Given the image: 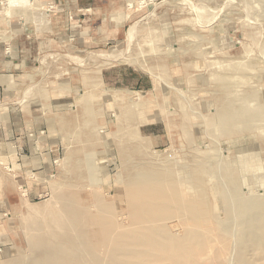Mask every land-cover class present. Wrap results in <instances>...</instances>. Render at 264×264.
<instances>
[{
	"label": "rangeland",
	"instance_id": "rangeland-1",
	"mask_svg": "<svg viewBox=\"0 0 264 264\" xmlns=\"http://www.w3.org/2000/svg\"><path fill=\"white\" fill-rule=\"evenodd\" d=\"M0 2V41L31 13L59 5ZM112 18L124 27L99 30L109 42L102 50L40 62L53 90L32 87L23 105L49 106L12 110L5 102L21 98L0 92V120L47 118L56 151L47 170L24 177L0 149V264L38 258L31 229L51 214L29 211L56 214L61 194L92 216L101 204L130 226V206L159 190L164 204L138 223L142 247L109 257L98 242L97 262L84 264H264V0H128ZM69 31L70 42L91 36ZM114 72L118 83L106 82ZM48 134L28 136L37 143ZM28 186L44 190L32 196Z\"/></svg>",
	"mask_w": 264,
	"mask_h": 264
},
{
	"label": "crops",
	"instance_id": "crops-1",
	"mask_svg": "<svg viewBox=\"0 0 264 264\" xmlns=\"http://www.w3.org/2000/svg\"><path fill=\"white\" fill-rule=\"evenodd\" d=\"M53 1L59 3L56 10L50 14L31 13L29 20L15 23L5 40L0 41V92L6 96L14 94L15 98L19 97L22 100V95L32 87L43 88L45 92L51 94L53 82L47 79L40 62L49 60L55 55H62L61 53L70 49H76L72 51L78 54L100 51L109 42H103L99 30L103 34L104 29L117 32L124 27L114 24L112 17L124 10L128 0ZM70 15L75 16L73 22L69 19ZM74 27L85 33L91 32V36H80L70 42L65 35H68L69 30ZM115 76V72L110 73V76L105 74L104 80L114 82L111 77ZM117 83L118 80L114 82ZM47 94L49 96V93ZM5 103V106L12 110L33 108L34 105L31 103L30 106H24L23 100ZM35 105L41 109L43 106H49L47 100L45 103L40 101ZM50 107L54 109L53 104ZM43 129L49 133L45 138L38 136L37 143L29 138L30 132ZM53 130L49 128V120L47 118L41 120L40 115H32L28 118L24 114L21 116L17 114L8 116V120H0V147L2 146L0 149L4 152L6 162L15 165L18 168L17 172L24 177L32 167L41 169L44 165L47 170L51 165V157L56 153L55 149L49 146L48 141ZM45 140L47 142H44ZM31 187L28 186V193L32 196L41 194L44 190L42 187Z\"/></svg>",
	"mask_w": 264,
	"mask_h": 264
},
{
	"label": "bare ground",
	"instance_id": "bare-ground-1",
	"mask_svg": "<svg viewBox=\"0 0 264 264\" xmlns=\"http://www.w3.org/2000/svg\"><path fill=\"white\" fill-rule=\"evenodd\" d=\"M7 2L9 3V1H7ZM0 5H3L2 2H0ZM8 6H9V4H8ZM13 6H15V5H13ZM147 178H143V180H145ZM156 179H158V178H156ZM159 180H161V179H159ZM183 180H184V178H183ZM141 181H142V179H141ZM150 182H153V181L151 180ZM178 182H179V180H178ZM181 182H184V181L181 180ZM137 183H139V181ZM141 183H143V182H141ZM188 183H190V182L188 181L187 184ZM154 184H156V183H154ZM161 184H162V182H161ZM178 184H181V183H178ZM131 185H132V183H131ZM172 185H173V183H172ZM133 186L134 185H132V187ZM153 186H155V185H153ZM153 186H152V188H153ZM157 186H155V187L157 188ZM179 187H181V185ZM183 187H184V185H182L181 188H183ZM139 188H141V187H139ZM139 188H137L136 190L138 191ZM142 188H145V190H146L148 188V185L146 188V185L144 184V186ZM149 188H151V187H149ZM136 190L134 192H136ZM187 190H188V187H187ZM159 191L157 193V191L155 190V193H157L158 195L152 193V191L151 192L147 191L148 192L147 196L143 194V197H145L146 201L143 200L144 198L141 199V197H140L139 202H136V204H132L130 206V211L132 212V216H133L132 218L130 216H129L130 218L128 217L130 219V220H128L129 222L131 221V219L133 220V222L132 221L130 222L131 223L130 226H124V225H122V223L117 222L115 220L116 217L114 218V215L112 213L107 212L104 209L103 205H101V204H97V208H98L97 215L92 216V215L88 214L87 211L80 209L79 206H77L71 200L72 198H70L68 196H61L62 194L59 195V197L57 196L58 197L57 200L55 199L56 200L55 202L58 201L61 204V209H59V211L57 210L59 207L56 208V210L58 211V212H56V214L50 212V210L45 208V206H44V208H36L32 211H29L30 215H33V216L40 215L38 218H40L44 214L45 215L51 214L45 218L47 220V221L45 220L46 221L45 223L42 222L43 224H40L37 222L38 224L37 223H35V225L32 224L34 226L32 227L31 230L33 231V234L35 232L36 242H34V244H32V246H30V248L32 247V249H30V250H32L33 254L34 255L36 254L38 256V258L31 264H84V261L87 260L88 258L90 260H94V262H97L96 261L97 259H94L96 256L93 258L91 251L93 250L92 247L94 245H96V243H98V242L99 243L102 242L103 245L105 244L108 248L107 250L106 249L103 250L102 249L103 247L100 248V251L101 252L103 251V253H104L103 255H107V253L104 252L105 250L108 252V255L110 254V255L114 256L116 254L117 255L129 254L128 252H130V251L133 252V249L136 248L137 246L142 247V245L139 244V242L143 240V236L141 235V233H143L144 229L140 228L138 226V223L142 221V217L145 214H149V213L156 211L157 208L160 207L162 203L164 204V202L161 201ZM186 192H188V191H186ZM177 194H178V192H177ZM186 195H187V193H186ZM189 195H187L186 197H191ZM76 196H78V195H76ZM158 196H159L160 200L158 199ZM186 197H184V199H187ZM151 200H154V201H151ZM183 201H185V200H183ZM166 203H168V202H166ZM51 204H53L52 206H54V202ZM146 204H148V205H146ZM184 205H185V203L183 202L181 206H184ZM91 207H93V206H91ZM49 208H50V206H49ZM104 216L107 217L108 219H106ZM35 221H37V220H35ZM126 225H129V224H126ZM138 234H139V236H138ZM256 235H257V232L250 233V236L252 238H256ZM32 243H33V239H32ZM94 249H95V247H94ZM101 252H99V253H101ZM29 254H31V253H29ZM110 255H109V257H110ZM98 256L100 257L101 255H98ZM30 257H32V256H30ZM108 258L105 257V259H108ZM10 264H23V263L22 262H16L13 260V262L11 261ZM97 264H103V263L98 262Z\"/></svg>",
	"mask_w": 264,
	"mask_h": 264
}]
</instances>
